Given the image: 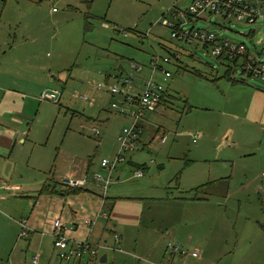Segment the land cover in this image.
<instances>
[{
    "label": "rangeland",
    "instance_id": "obj_1",
    "mask_svg": "<svg viewBox=\"0 0 264 264\" xmlns=\"http://www.w3.org/2000/svg\"><path fill=\"white\" fill-rule=\"evenodd\" d=\"M193 1L1 0L0 137L11 142L0 144V264H264V81L171 38L163 16ZM209 20L194 26L264 58L263 21ZM166 56L167 79L152 70ZM131 64L141 68L136 84L152 77L165 99L142 111L136 148L110 171L102 161L116 159L138 111L110 90L122 87ZM71 173L87 178L79 196L61 182ZM45 184L57 193L42 195ZM103 196L126 199L120 218L102 208ZM85 210L112 214L95 226L110 238L93 241L116 246L99 251L106 263L61 260L53 247L52 221L71 224Z\"/></svg>",
    "mask_w": 264,
    "mask_h": 264
},
{
    "label": "built area",
    "instance_id": "obj_2",
    "mask_svg": "<svg viewBox=\"0 0 264 264\" xmlns=\"http://www.w3.org/2000/svg\"><path fill=\"white\" fill-rule=\"evenodd\" d=\"M210 16H219L228 21L232 19L246 24H255L258 21L264 22V0H194L185 9H181L178 6H172L168 17L163 16L162 20L163 26L170 29L171 38L173 40L184 41L188 44L197 43L204 48H209L210 54L219 58L221 62L224 60L234 61L235 67L239 68L243 74L264 81V58H261L262 52L256 50V53L253 54L244 43L232 42L219 38L217 33L194 26V23L197 21L204 20L210 22ZM219 27L224 28L221 25ZM252 32L254 33V31ZM175 58L179 63L181 56L177 55ZM239 59H243V63L237 65ZM159 60H161V63ZM169 63L170 57L168 56L162 57L161 59H153L152 70H162L165 79H167L172 73L163 68L162 64L166 65ZM130 70L131 73L127 71L128 76L123 79L122 87L110 89L113 94H120L122 96L121 104L123 106L128 107L136 105L138 107V111H131V116L134 119L132 125L124 128L123 134L119 137L121 148L116 159L112 161V163L107 159H103L102 161V166L107 167L110 171L115 168L119 162H122L125 159L124 152L136 148L141 133L140 119L142 111L155 110L158 107L164 92L163 86L156 82L152 77L144 80L143 87L139 93L130 92L128 88L134 83V73L140 71L141 68L135 64H131ZM99 88H102V86L100 85ZM112 106L118 108L119 104L113 102ZM163 140H165V138H163ZM142 174L143 172L139 170L136 173V176H141ZM110 178L111 174L108 179L104 181V193L110 184ZM96 179L102 180V176L97 175ZM61 182L68 187L79 188L84 187L87 184V178L74 179L69 177L68 180L63 179ZM100 215L103 218H109L107 213L101 212ZM97 218L98 216L93 219L86 218L83 221V224L91 228L95 226ZM51 225L53 247L57 251V255L61 260H82L87 257L99 260L101 257V252L99 251L101 249H103V251L116 250V246L107 243L94 244L87 240H72L68 236L69 228L67 223L62 217H57L52 221ZM27 229V222L23 221V236L28 235ZM113 237L115 242L120 241L118 233L114 232ZM169 247H172L174 253L178 251V247L173 245L172 242H169ZM182 254H184V251ZM192 255H197V253L194 252ZM34 264H37V260H34Z\"/></svg>",
    "mask_w": 264,
    "mask_h": 264
},
{
    "label": "crops",
    "instance_id": "obj_3",
    "mask_svg": "<svg viewBox=\"0 0 264 264\" xmlns=\"http://www.w3.org/2000/svg\"><path fill=\"white\" fill-rule=\"evenodd\" d=\"M122 66V65H121ZM123 67V66H122ZM124 68V67H123ZM121 71H125V70H121ZM143 83H144V80H140L137 84H136V82L134 81V83L128 88V89H130L131 88V90L130 91H132V89H136L137 91H135V93H139L140 91H141V88L143 87ZM6 131V133H9V130H5ZM11 135H14L13 133H11ZM8 140V141H7ZM10 142H11V140H9V139H7V138H1L0 137V144H2V143H7L8 145L10 144ZM9 148V147H8ZM8 149H6V151H7ZM1 155V154H0ZM69 177H72V176H74L72 173L71 174H69L68 175ZM136 177H140V176H136ZM214 184V183H213ZM213 184H211L209 187H211ZM209 187H207V188H209ZM206 188V189H207ZM57 190V189H56ZM81 191H86V189H83V190H81ZM81 191L80 192H78L77 193V195L79 196L80 195V193H81ZM41 192V191H40ZM42 195H52V194H55V193H52V194H43V193H41ZM65 193H62V195H64ZM108 199V201H106V204H105V200L102 198L101 199V206H102V208L103 209H109V210H112L111 212H113V210H114V212L112 213L113 214V217L114 218H120L121 217V213H119L118 211H117V208H119L118 206H121V205H119V204H121L122 202H125V200L126 199H124V198H122V199H115V198H107ZM115 199V200H114ZM0 201H4V198H1L0 199ZM75 213H74V217H73V223H68L67 221H66V223H67V226H68V228H69V232H68V236L72 239V240H76V241H78V240H87V241H89V242H91L92 241V243H94V242H99L100 240H108L107 238H110V235H109V233H105V232H99L98 231V229L96 228L97 227V222H96V224H95V226H93V227H85V225L83 224V222H82V220L84 219V216H86L87 218H90L91 216H92V213L90 212V211H84V212H86V214H84L83 213V215H80L79 216V214H78V212L77 211H74ZM112 214L110 213L109 214V219H111L112 218ZM124 215H126L127 217H129L130 215L129 214H124ZM96 216H98V218H97V221L99 220V217L100 218H103V217H101V216H99V213L96 215ZM139 217V215H136V218L134 219V220H132L133 222H139L140 221V218H138ZM91 218H96V217H91ZM28 223V222H27ZM82 223V224H81ZM113 224V223H112ZM117 225L116 224H113L112 225V228H111V231L113 230V231H117V232H119L120 233V235L122 236V233H121V231L120 230H118V228L116 227ZM95 227V228H94ZM84 228H86V232H82V229H84ZM175 231H177V228H175L174 229ZM50 236H52V233H50ZM102 237H103V239H102ZM172 237V239L174 240V241H176V239H177V236H176V239H175V235H171L170 236V238ZM53 239V238H52ZM191 239H192V235H191ZM121 240H122V237H121ZM94 241V242H93ZM121 242V241H120ZM76 263H78V264H81V262H76Z\"/></svg>",
    "mask_w": 264,
    "mask_h": 264
},
{
    "label": "trees",
    "instance_id": "obj_4",
    "mask_svg": "<svg viewBox=\"0 0 264 264\" xmlns=\"http://www.w3.org/2000/svg\"><path fill=\"white\" fill-rule=\"evenodd\" d=\"M251 34H254L253 32H251ZM163 99H165V93L163 92L162 94V97H161V100L159 102V105L162 103ZM158 105V106H159ZM214 182H210V183H207V184H204V185H201L197 188H195L193 191L194 192H200V191H205L207 187H209L211 184H213ZM68 189H70V192L72 194H77L78 192H80L81 190H83L84 188L83 187H79V188H71V187H68ZM41 193L43 194H52V193H57V190H56V186H53L51 184H45L42 189H41ZM105 200V204H106V201H108L107 197L104 198ZM115 200V199H114Z\"/></svg>",
    "mask_w": 264,
    "mask_h": 264
},
{
    "label": "water",
    "instance_id": "obj_5",
    "mask_svg": "<svg viewBox=\"0 0 264 264\" xmlns=\"http://www.w3.org/2000/svg\"><path fill=\"white\" fill-rule=\"evenodd\" d=\"M120 69L124 70V68L120 65L119 67ZM117 180H119V177L117 178ZM108 260V256H107V253H104L101 258H100V262L101 263H106Z\"/></svg>",
    "mask_w": 264,
    "mask_h": 264
}]
</instances>
